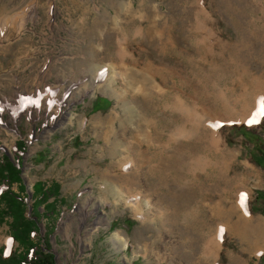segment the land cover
Returning <instances> with one entry per match:
<instances>
[{
	"label": "rangeland",
	"instance_id": "1",
	"mask_svg": "<svg viewBox=\"0 0 264 264\" xmlns=\"http://www.w3.org/2000/svg\"><path fill=\"white\" fill-rule=\"evenodd\" d=\"M241 126L264 153V0H0V161L24 142L29 213L59 185L56 264H260Z\"/></svg>",
	"mask_w": 264,
	"mask_h": 264
},
{
	"label": "trees",
	"instance_id": "2",
	"mask_svg": "<svg viewBox=\"0 0 264 264\" xmlns=\"http://www.w3.org/2000/svg\"><path fill=\"white\" fill-rule=\"evenodd\" d=\"M99 99L100 97L96 99V102ZM95 108L93 106V110L98 111ZM244 128V126L239 128L240 134L255 147L254 142L247 137ZM24 152L25 144L20 140L15 144V151L12 153L13 160L5 155L0 161V187H4L0 192V224H7L13 247L7 252L5 248H0V264H56L49 245L53 227L49 226L45 237L39 239L38 222L42 216L41 207L43 215L56 216V204L61 202L58 199L60 187L57 184L47 187L43 183H36L33 186V204L29 213L25 198L22 196L24 186L21 177V155ZM250 157L257 166L264 169L262 152L256 151L255 155L250 154ZM13 185L17 186V192L12 189ZM256 200L264 201V194L256 192ZM260 264H264V257L260 258Z\"/></svg>",
	"mask_w": 264,
	"mask_h": 264
},
{
	"label": "bare ground",
	"instance_id": "3",
	"mask_svg": "<svg viewBox=\"0 0 264 264\" xmlns=\"http://www.w3.org/2000/svg\"><path fill=\"white\" fill-rule=\"evenodd\" d=\"M211 77V76H210ZM216 78V77H215ZM211 80V79H210ZM206 82V81H205ZM204 82V83H205ZM214 82V81H213ZM208 84V83H207ZM205 86H206V83H205ZM202 87V86H201ZM204 87V86H203ZM205 88V87H204ZM210 90H212V89H210ZM204 91V90H203ZM206 91H204V93H205ZM211 92H213V90L211 91ZM216 93V92H215ZM213 95V94H212ZM213 109L214 110H216L217 111V113L218 114H220V115H225V116H227V115H229L230 113H229V110H228V106H227V104L224 102V101H222L221 103L219 102H217L218 101V99H220L219 98V96L218 95H215V97H213ZM245 99V98H244ZM170 100V99H169ZM248 100V99H247ZM246 102V101H245ZM248 102H249V100H248ZM244 106V105H243ZM164 109H167V110H170V111H178L179 113H177V114H179V116L178 117H176L175 119H176V122L177 123H181L182 122V102L180 101V100H178V99H172V97H171V100L168 102V105H166L165 107H164ZM187 112V111H186ZM170 113H172V112H170ZM189 115V114H188ZM185 117H187V116H185ZM184 118V117H183ZM226 118H228V117H226ZM186 122V121H185ZM198 124V123H197ZM177 125V124H176ZM180 125V124H179ZM194 126V128L195 129H197V126L194 124L193 125ZM244 218V217H243ZM246 219V221H249V218H245ZM259 222V221H258ZM261 222V221H260ZM254 225V224H253ZM247 226V225H246ZM256 228H258V232L259 233H264V227H263V225L262 224H260V223H257V227ZM254 230V229H253ZM257 230V229H256ZM252 233H253V231H252ZM245 235H247V234H245ZM253 235V234H252ZM259 235V234H258ZM261 236V235H260ZM259 237V236H258ZM264 237V236H263ZM115 238H117L116 239V241L117 242H119V244H122V243H120L122 240H121V238H118V236L116 235L115 236Z\"/></svg>",
	"mask_w": 264,
	"mask_h": 264
},
{
	"label": "crops",
	"instance_id": "4",
	"mask_svg": "<svg viewBox=\"0 0 264 264\" xmlns=\"http://www.w3.org/2000/svg\"><path fill=\"white\" fill-rule=\"evenodd\" d=\"M97 104H98V103L96 102V103H94L93 106L96 107ZM254 144H255V147L253 146L254 148L250 149V151H249V153H250L251 155L255 154L256 151L262 152V151H261V146H260V145H261V142H260V141H259V142H256V141H255ZM262 153H263V152H262ZM263 154H264V153H263Z\"/></svg>",
	"mask_w": 264,
	"mask_h": 264
},
{
	"label": "snow or ice",
	"instance_id": "5",
	"mask_svg": "<svg viewBox=\"0 0 264 264\" xmlns=\"http://www.w3.org/2000/svg\"><path fill=\"white\" fill-rule=\"evenodd\" d=\"M21 102H22V103L25 102L24 98H21ZM27 102L35 103V101H27ZM258 114H259V113H258ZM256 122H257V121H256L255 119H253V120H250L248 123H249V124H252V123H256ZM242 199H243V198H242ZM11 243H12V241L9 240V241H8L9 246H11Z\"/></svg>",
	"mask_w": 264,
	"mask_h": 264
}]
</instances>
